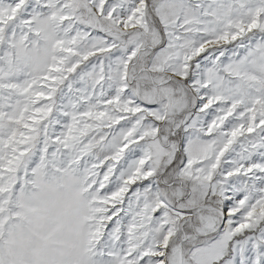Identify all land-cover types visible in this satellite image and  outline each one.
<instances>
[{
	"label": "snow or ice",
	"instance_id": "snow-or-ice-1",
	"mask_svg": "<svg viewBox=\"0 0 264 264\" xmlns=\"http://www.w3.org/2000/svg\"><path fill=\"white\" fill-rule=\"evenodd\" d=\"M0 264H264V0H0Z\"/></svg>",
	"mask_w": 264,
	"mask_h": 264
}]
</instances>
